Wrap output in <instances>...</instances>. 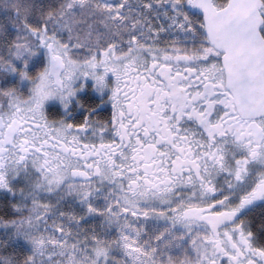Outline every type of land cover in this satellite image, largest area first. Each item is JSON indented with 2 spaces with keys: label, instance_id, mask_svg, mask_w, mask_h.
Returning a JSON list of instances; mask_svg holds the SVG:
<instances>
[{
  "label": "snow or ice",
  "instance_id": "1",
  "mask_svg": "<svg viewBox=\"0 0 264 264\" xmlns=\"http://www.w3.org/2000/svg\"><path fill=\"white\" fill-rule=\"evenodd\" d=\"M0 264H264V0H0Z\"/></svg>",
  "mask_w": 264,
  "mask_h": 264
}]
</instances>
